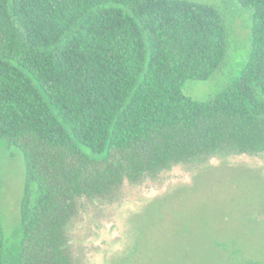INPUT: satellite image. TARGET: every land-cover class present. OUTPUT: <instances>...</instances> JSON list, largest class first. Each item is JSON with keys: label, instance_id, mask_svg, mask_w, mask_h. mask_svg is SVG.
Here are the masks:
<instances>
[{"label": "trees", "instance_id": "obj_1", "mask_svg": "<svg viewBox=\"0 0 264 264\" xmlns=\"http://www.w3.org/2000/svg\"><path fill=\"white\" fill-rule=\"evenodd\" d=\"M247 59L214 96L181 87L221 67L219 10L186 0H0V139L19 148L20 224L0 264H84L70 224L87 203L174 166L264 155V0ZM37 185L29 199L28 187Z\"/></svg>", "mask_w": 264, "mask_h": 264}, {"label": "rangeland", "instance_id": "obj_2", "mask_svg": "<svg viewBox=\"0 0 264 264\" xmlns=\"http://www.w3.org/2000/svg\"><path fill=\"white\" fill-rule=\"evenodd\" d=\"M215 6L228 29L226 57L182 92L206 100L249 54L252 12L237 0H186ZM22 151L0 139V217L4 236L20 224L26 176ZM29 199L37 185L28 187ZM84 264H264V155L212 157L174 166L160 180L126 185L116 202L87 203L70 224Z\"/></svg>", "mask_w": 264, "mask_h": 264}]
</instances>
